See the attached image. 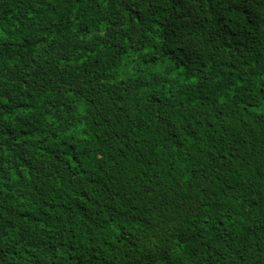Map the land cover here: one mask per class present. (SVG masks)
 I'll use <instances>...</instances> for the list:
<instances>
[{
	"label": "trees",
	"instance_id": "trees-1",
	"mask_svg": "<svg viewBox=\"0 0 264 264\" xmlns=\"http://www.w3.org/2000/svg\"><path fill=\"white\" fill-rule=\"evenodd\" d=\"M262 106L264 0H0V264H264Z\"/></svg>",
	"mask_w": 264,
	"mask_h": 264
},
{
	"label": "rangeland",
	"instance_id": "rangeland-1",
	"mask_svg": "<svg viewBox=\"0 0 264 264\" xmlns=\"http://www.w3.org/2000/svg\"><path fill=\"white\" fill-rule=\"evenodd\" d=\"M134 71V70H133ZM264 108V106H262Z\"/></svg>",
	"mask_w": 264,
	"mask_h": 264
}]
</instances>
